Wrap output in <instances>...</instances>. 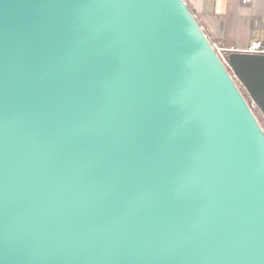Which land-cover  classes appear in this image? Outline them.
<instances>
[{
  "label": "water",
  "instance_id": "95a60500",
  "mask_svg": "<svg viewBox=\"0 0 264 264\" xmlns=\"http://www.w3.org/2000/svg\"><path fill=\"white\" fill-rule=\"evenodd\" d=\"M235 76L185 0H0V264H264Z\"/></svg>",
  "mask_w": 264,
  "mask_h": 264
},
{
  "label": "crops",
  "instance_id": "0c3cea01",
  "mask_svg": "<svg viewBox=\"0 0 264 264\" xmlns=\"http://www.w3.org/2000/svg\"><path fill=\"white\" fill-rule=\"evenodd\" d=\"M209 39L247 48L264 43V0L243 5L240 0H185Z\"/></svg>",
  "mask_w": 264,
  "mask_h": 264
},
{
  "label": "built area",
  "instance_id": "2783aa9c",
  "mask_svg": "<svg viewBox=\"0 0 264 264\" xmlns=\"http://www.w3.org/2000/svg\"><path fill=\"white\" fill-rule=\"evenodd\" d=\"M243 5H249L252 0H240ZM214 49L224 63H228V57L232 53H253V54H264V43L262 41H256L247 48H242L233 45H222L211 41Z\"/></svg>",
  "mask_w": 264,
  "mask_h": 264
},
{
  "label": "trees",
  "instance_id": "16d2710c",
  "mask_svg": "<svg viewBox=\"0 0 264 264\" xmlns=\"http://www.w3.org/2000/svg\"><path fill=\"white\" fill-rule=\"evenodd\" d=\"M228 70L230 71V73L233 75V70L231 67L228 66ZM236 84L238 85L240 91L242 92V94L244 95V97L246 98L248 104L250 105V107L252 108L255 116L257 117L258 121L260 122L261 126L264 129V111L262 110V108L258 105V103H254V98L252 97V95L249 93L248 89L246 88L245 84L243 83V81H241L237 76L234 77Z\"/></svg>",
  "mask_w": 264,
  "mask_h": 264
},
{
  "label": "flooded vegetation",
  "instance_id": "af4514ba",
  "mask_svg": "<svg viewBox=\"0 0 264 264\" xmlns=\"http://www.w3.org/2000/svg\"><path fill=\"white\" fill-rule=\"evenodd\" d=\"M254 103H256L257 104V102L254 100Z\"/></svg>",
  "mask_w": 264,
  "mask_h": 264
}]
</instances>
